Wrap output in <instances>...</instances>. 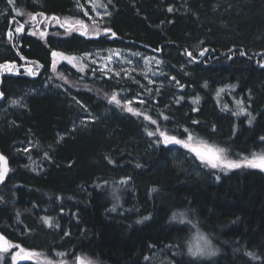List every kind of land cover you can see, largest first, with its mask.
<instances>
[{"label": "trees", "instance_id": "trees-1", "mask_svg": "<svg viewBox=\"0 0 264 264\" xmlns=\"http://www.w3.org/2000/svg\"><path fill=\"white\" fill-rule=\"evenodd\" d=\"M69 1L0 0V66L9 64L0 67V153L10 168L0 186V233L9 244L0 264H16L20 248L36 254L25 264H72L75 256L86 264H264V172L213 169L147 135L157 127L179 139L191 134L194 143L228 149L230 159L264 152V0H103L111 33H29V17L87 21ZM112 47L160 56L172 78L146 96L111 74L52 68L54 51L82 57ZM30 67L35 77L23 70ZM48 74L65 93L42 91ZM28 88L37 93L22 111L5 106ZM74 99L92 121L79 123ZM237 100L244 114H233ZM179 212L183 222L172 219ZM193 224L220 246L211 260L189 255Z\"/></svg>", "mask_w": 264, "mask_h": 264}, {"label": "rangeland", "instance_id": "rangeland-1", "mask_svg": "<svg viewBox=\"0 0 264 264\" xmlns=\"http://www.w3.org/2000/svg\"><path fill=\"white\" fill-rule=\"evenodd\" d=\"M29 1L31 5L37 7L40 5V3H42L43 0H29ZM69 3H71V6L73 8V13H75L76 15H82L87 20V21L83 20L79 22H81L84 26H87L89 29H91L93 26L95 28H98L99 35L104 33V24H106V22L110 19L111 15L109 13L110 11L108 6L104 3L103 0H70ZM5 14L10 16L9 12H6ZM65 19L66 18H63L62 20L59 19L61 23H57V21L51 22L52 20L51 18L45 19L43 17V18L33 19V17L31 18L29 17L27 22L29 24H33V26L32 29L30 28L28 31L34 36H39L40 32H45L44 27L47 25V22L51 23L50 25L51 28L61 27L64 30H68L70 28L76 27V29H73V31H71L70 33H74V32L81 33L85 31V28L82 27L80 23H77L78 20H72L67 18L68 24L61 26L62 23L65 21ZM23 27L24 26L16 25L13 28L14 32H18L17 28H20L21 29L20 32L22 34ZM38 27L41 28L40 31H37L36 28ZM96 36L98 35L92 31H89L88 34L85 35V37H92V38ZM199 49L200 46L194 48V50H199ZM134 54H138V55H134ZM160 58L161 57L156 54H147L140 50L112 47V48H106L104 50L94 49L89 53L83 54L82 57L61 53V55L52 58L53 61L51 64L53 70L59 68L60 65L65 64L72 67L76 71L89 69L90 71L93 72L95 71V72H102L105 74H111L116 79L128 80L129 82H131L132 85H136L141 90H143L146 96H149L151 95L152 91H155L157 89L158 90L162 89L163 84L158 82L159 80L165 78L170 81V78H172V76L169 75V71H167L168 69L166 68V65ZM157 60L160 61L159 64L156 63ZM140 66L141 68H139ZM5 70L3 73L6 72ZM15 70L16 69L14 68L13 74H16ZM35 73H37V69H34V74ZM61 86H62L61 84L55 82L52 76L48 74L45 84L41 89L42 91L53 90L55 92L59 91L61 93H65L66 89ZM36 91L28 88L21 93L15 92L13 95H11V97L8 98L7 101H4L5 106H7L8 108H13L17 112L22 111L25 107L24 106L25 102L23 101L24 98L29 94L35 93ZM13 101H16L17 103L14 104ZM73 107L75 109L74 111H76L77 116L81 121L79 123L85 124L86 122L93 120L91 111H89L88 108L83 107V105L79 101L74 99ZM34 145H35L34 140L30 139L26 147L28 149L33 147ZM166 145L180 147L189 151L188 149L178 144L169 143ZM260 153H264V152H259L258 154ZM196 232H197V228H192L187 238L184 239V243L187 245V247L189 242L192 241ZM203 234L211 241V244L214 248L219 249V251L216 253V255H218L220 252V246L218 245V243L215 242V240L212 239L209 235L205 233ZM20 249H16L14 253L12 252V259L14 255L17 254H20L21 256L24 255L23 253H20ZM26 252L31 254L29 258H27V262H30V260L32 261L33 259L31 257L36 256V254L28 251ZM214 256H210V257L201 256L199 258L204 260H211L212 258H214ZM14 263L18 264L17 259L14 261ZM83 264H86V262L84 261Z\"/></svg>", "mask_w": 264, "mask_h": 264}, {"label": "snow or ice", "instance_id": "snow-or-ice-1", "mask_svg": "<svg viewBox=\"0 0 264 264\" xmlns=\"http://www.w3.org/2000/svg\"><path fill=\"white\" fill-rule=\"evenodd\" d=\"M9 2L11 3L12 0H9ZM168 10L172 11L171 8H169ZM51 19H56L57 23H61V21L58 20L56 17H52ZM77 23H80L81 26L85 28V31L81 32V35H86L88 34L89 31L95 32L97 35H99L98 28H95L93 26L91 29H89L87 26H84L81 22L78 21ZM65 24H68L67 18L65 19V21L62 23L61 26H64ZM20 30H21L20 28H17L18 32ZM104 31L105 33H107V32H110L111 29H105ZM41 34L43 35V33ZM9 35H11V33H9ZM112 35L114 36L115 33H112ZM203 54H204L203 51H201L200 55H203ZM243 54L244 53L241 52V55ZM59 55H61V53H57L55 51L52 52L53 57H56ZM134 55H138V54H134ZM188 55L191 56L192 54L188 53ZM156 63L159 64L160 61L157 60ZM0 67H7V66L5 65V66H0ZM262 67H264V65H262ZM177 83L179 82L177 81ZM206 86L207 85H205V87ZM226 87H230L234 89L235 85H229ZM223 91H224L223 88L218 89L217 95H219ZM199 99H200L199 96L195 97V99L193 100V103H198ZM13 103L15 104L17 102L13 101ZM109 103H115L117 106H119L121 102L119 99H117L115 94H112V96L109 98ZM130 103H131L130 101L125 102V110L128 112H132L135 115H140L139 112H137L135 109H133L130 106ZM140 103H144V101L141 100ZM236 106H237V110L233 113L234 115H240V114L245 113V108L243 107L242 101L237 100ZM162 118L165 120L168 119L167 116H163V115H162ZM145 119L150 120L152 124L157 123L156 120H153L148 116H145ZM194 123L196 122L194 121ZM249 123H251V119H249ZM187 131L188 130L185 129V132ZM147 135L149 137L158 135L160 139L157 142L162 141L165 144L173 143V144H178V145L183 146L184 148L188 149L190 152L194 153L196 157L201 160L202 163H205L207 166L213 169L220 168L221 170H224V169L249 167V168L264 170V153H260V154L253 153L250 157L244 156V157H241L240 159H230L228 149L223 148V147L209 146L208 144L203 143V142L194 143V137L191 134H189L186 139H179L177 135H171L168 132L161 130L159 127H157L155 131H147ZM260 139L264 141V137H261ZM109 162L111 163V161ZM137 167H139V165H137ZM8 170L9 169L7 167V160L5 159L3 155H0V182L4 180L5 175L7 174ZM124 182L125 181H122V183ZM114 195H115V190H114ZM115 199L118 201L119 197H115ZM115 210H116V206L114 205L111 211H115ZM177 218H179L181 222H183L186 219V214L184 212L173 213L172 219H177ZM42 219L45 224L51 223V220L49 217H43ZM188 222L191 223V221H188ZM192 227L195 228L196 225L193 224ZM65 235H68V233H65ZM3 239L4 237L0 236V240H3ZM8 246H9L8 242L5 241V246L0 247V251H5V252L8 251ZM16 247L19 248L18 245ZM218 251L219 249L214 248L211 244V241L202 232H200L199 229H197V232L194 235L192 241H190L188 244V253L190 256L195 257V258H199L201 256H209V257L214 256L216 255ZM20 253H23L24 255L23 256H21L20 254L14 255L13 256L14 261L18 258L27 259L31 255L22 248L20 249ZM59 255L64 256V253H60ZM249 255H252V254L249 253ZM48 264H53V261L49 260ZM56 264H68V262L62 259L56 262ZM72 264H83V261H81L80 256H75V259L72 262ZM89 264H95V262L92 261V262H89Z\"/></svg>", "mask_w": 264, "mask_h": 264}, {"label": "water", "instance_id": "water-1", "mask_svg": "<svg viewBox=\"0 0 264 264\" xmlns=\"http://www.w3.org/2000/svg\"><path fill=\"white\" fill-rule=\"evenodd\" d=\"M19 33H21L20 31H19ZM107 33H109V32H107ZM111 33V32H110ZM104 35H105V31H104ZM157 53H160V50L157 52ZM189 53V52H188ZM188 53H187V56L189 57V55H188ZM200 53H201V51L199 52V55H200ZM203 53H204V51H203ZM206 54H207V51L203 54V55H201L202 57L201 58H204V56H206ZM6 65H9V64H6ZM0 155H2L1 153H0ZM193 155H195L194 153H193ZM4 156V155H3ZM196 156V155H195ZM5 157V156H4ZM5 159L7 160V158L5 157ZM8 161V160H7ZM7 167H8V169H10L9 168V163L7 162ZM261 170V169H260ZM263 172H264V170H262ZM7 173H9V170H8V172ZM7 174L5 175V178H4V180L2 181V182H0V186L1 185H3L4 183H5V181H6V179H7ZM0 236H3L4 237V239L3 240H0V247H2V246H5V241H7V239H6V237H5V235H1V233H0ZM23 256V255H22ZM17 262H18V264H22V263H26L27 262V259H25V258H18L17 259Z\"/></svg>", "mask_w": 264, "mask_h": 264}, {"label": "flooded vegetation", "instance_id": "flooded-vegetation-1", "mask_svg": "<svg viewBox=\"0 0 264 264\" xmlns=\"http://www.w3.org/2000/svg\"><path fill=\"white\" fill-rule=\"evenodd\" d=\"M58 20H59V18H57ZM52 21H57L56 19H52L51 20V22ZM50 25H51V23L50 22H47V25L44 27L45 28V32L47 31H49L50 30ZM24 28V27H23ZM53 28V27H52ZM71 29V28H70ZM73 29H76V27L75 28H73ZM72 29V30H73ZM38 30H39V27H38ZM19 33V32H18ZM19 34H21V33H19ZM77 34H79L80 36H83V35H81V33L80 32H77ZM13 37V36H12ZM84 37V36H83ZM20 70L21 69H19V68H17L15 71H16V73L17 74H19V72H20ZM23 70H25V71H27L28 73H29V76H31V77H35L37 74H38V72L37 73H35L34 74V68L33 67H30V69L29 70H27V69H23ZM10 71V70H9Z\"/></svg>", "mask_w": 264, "mask_h": 264}]
</instances>
